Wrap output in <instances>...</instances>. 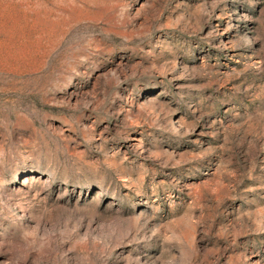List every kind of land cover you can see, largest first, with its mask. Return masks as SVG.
Returning a JSON list of instances; mask_svg holds the SVG:
<instances>
[{
  "label": "rangeland",
  "instance_id": "obj_1",
  "mask_svg": "<svg viewBox=\"0 0 264 264\" xmlns=\"http://www.w3.org/2000/svg\"><path fill=\"white\" fill-rule=\"evenodd\" d=\"M0 264H264V0H0Z\"/></svg>",
  "mask_w": 264,
  "mask_h": 264
}]
</instances>
